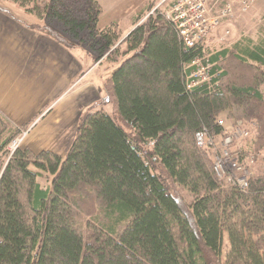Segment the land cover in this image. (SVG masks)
Listing matches in <instances>:
<instances>
[{
	"label": "trees",
	"instance_id": "1",
	"mask_svg": "<svg viewBox=\"0 0 264 264\" xmlns=\"http://www.w3.org/2000/svg\"><path fill=\"white\" fill-rule=\"evenodd\" d=\"M3 1L64 47L87 39L95 61L122 60L104 84L110 114L83 115L63 158L8 155L20 130L0 115V264H264V42L212 55L213 86L188 89L189 66L208 50L186 47L158 9L136 17L119 52L116 25L99 27L94 0ZM225 113L257 129L241 152L254 166L261 156L262 170L252 167L245 190L219 180L212 153L194 142L199 131L219 136ZM49 177L51 189L41 187Z\"/></svg>",
	"mask_w": 264,
	"mask_h": 264
},
{
	"label": "crops",
	"instance_id": "2",
	"mask_svg": "<svg viewBox=\"0 0 264 264\" xmlns=\"http://www.w3.org/2000/svg\"><path fill=\"white\" fill-rule=\"evenodd\" d=\"M31 26L0 9V115L26 131L21 150L63 158L83 115L110 114L102 80L112 70L101 71L86 51L66 48Z\"/></svg>",
	"mask_w": 264,
	"mask_h": 264
},
{
	"label": "rangeland",
	"instance_id": "3",
	"mask_svg": "<svg viewBox=\"0 0 264 264\" xmlns=\"http://www.w3.org/2000/svg\"><path fill=\"white\" fill-rule=\"evenodd\" d=\"M102 10V16L100 20V28H106L109 27L111 24L116 25V33H118L119 39L115 44V47H118L119 52L123 51L125 46L122 44V41L125 39V37L130 33V31L135 27H131V25L134 23L136 17L143 14L141 21L137 24L139 25L142 23L146 17L155 9H158L162 12V14H165L170 9L171 5L175 0H97ZM231 0H209V10L210 15L212 18H216L217 11L219 10L220 6L224 3L230 2ZM160 2L158 6L156 3ZM0 7L2 9L7 10L9 13L13 15H18L20 18L26 20L29 24L34 25L35 19L31 18L27 14H25V11L20 9L17 5H14L13 3L9 1H3L0 0ZM153 7V8H152ZM234 15L232 18L220 20L217 27H215L212 32L206 37L205 41L203 42V46L208 50L206 53V56L210 57L219 51H222L223 49H231L234 44L237 42L243 41L245 39L251 40L254 43H258L260 41L264 42V0H254V3L245 12L241 11V8L238 5H235L234 8ZM150 11V12H148ZM111 23V24H109ZM57 32H61V27L56 24L55 22H51L50 24ZM105 26V27H104ZM227 33V35H226ZM67 37V36H66ZM71 38H69L70 40ZM85 41L80 40H71L69 44H71L69 49H82L86 51L90 56L93 58L94 62L101 63L100 68L101 71L104 72L113 70L117 67L118 63L122 60L119 53L115 54L111 58L108 57L109 52L104 54V56L99 59L98 61H95L96 57L99 53L98 47H93L92 44H90V41L87 39H84ZM119 55V56H118ZM117 58L118 61L115 63L114 60ZM112 60V61H111ZM107 80V79H106ZM105 79L102 80L103 84ZM261 92L264 94V85L261 88ZM111 109V108H110ZM220 119L224 121V124L226 127L231 128V124L234 120H230L228 118L227 114H222L219 116ZM251 128H248L250 131L251 136L255 133H257V129L255 127V124H251ZM255 128V129H254ZM25 133L26 131L22 130L21 134ZM22 135L20 138H22L21 143L19 145V148L21 147V144L25 138ZM250 136V137H251ZM19 138V139H20ZM251 138H248L250 140ZM246 141V140H245ZM244 144L247 143V141ZM246 145V144H245ZM8 146L7 152L8 155H11L12 148L9 149ZM227 149V148H226ZM233 148L230 147L228 150H232ZM205 150V149H204ZM209 153V155L212 153V150L206 149ZM212 157V156H211ZM253 169L256 170V173L258 174L262 170V162H261V156H259V160L257 164L253 167ZM253 175V171H252ZM251 175V176H252ZM250 176V177H251ZM249 177V178H250ZM247 178V182L248 179ZM51 178H38L37 181L43 188H50L51 189ZM248 184V183H247ZM168 188L172 192V194L183 201V203L188 204L190 199L188 195L180 191L177 188H174L170 183H167ZM246 185V182L242 183V186L244 187ZM228 250L226 237L224 236V242H223V256H225L226 251Z\"/></svg>",
	"mask_w": 264,
	"mask_h": 264
},
{
	"label": "built area",
	"instance_id": "4",
	"mask_svg": "<svg viewBox=\"0 0 264 264\" xmlns=\"http://www.w3.org/2000/svg\"><path fill=\"white\" fill-rule=\"evenodd\" d=\"M253 3L254 0H231L222 4L217 11V17L212 18V16H209V0H175L163 16L173 26L184 45L193 47L202 44L220 23V20L232 18L235 5H238L241 11L245 12L250 9ZM210 57L204 56L195 59L189 66L191 71L187 76L188 89L202 84L213 86L212 82L220 72L215 70L212 73L213 67L217 64L210 62ZM216 123L222 130L220 135H210L206 131L196 132L194 135L195 145L202 150H212L213 172L219 180H223L231 187L245 190L248 183L247 178L252 174L251 169L254 166L255 158L253 155L244 158L241 148L244 141L251 138L248 128H251L252 125L237 120L233 121L231 128H229L225 126L224 121L220 118L216 120ZM21 135L24 137L25 133H20L9 145V149L12 148L13 152L19 148L23 138H20ZM230 147L233 149L228 150ZM243 182H246L244 187L242 186Z\"/></svg>",
	"mask_w": 264,
	"mask_h": 264
},
{
	"label": "bare ground",
	"instance_id": "5",
	"mask_svg": "<svg viewBox=\"0 0 264 264\" xmlns=\"http://www.w3.org/2000/svg\"><path fill=\"white\" fill-rule=\"evenodd\" d=\"M216 125H217V123H216ZM218 126V125H217Z\"/></svg>",
	"mask_w": 264,
	"mask_h": 264
}]
</instances>
